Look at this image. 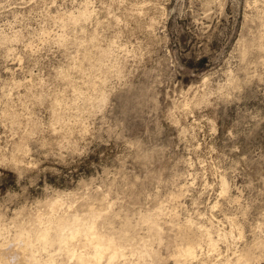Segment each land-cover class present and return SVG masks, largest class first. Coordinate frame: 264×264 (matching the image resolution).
Wrapping results in <instances>:
<instances>
[{"label": "rangeland", "instance_id": "obj_1", "mask_svg": "<svg viewBox=\"0 0 264 264\" xmlns=\"http://www.w3.org/2000/svg\"><path fill=\"white\" fill-rule=\"evenodd\" d=\"M48 214L103 264H264V0H0L1 247Z\"/></svg>", "mask_w": 264, "mask_h": 264}, {"label": "bare ground", "instance_id": "obj_2", "mask_svg": "<svg viewBox=\"0 0 264 264\" xmlns=\"http://www.w3.org/2000/svg\"><path fill=\"white\" fill-rule=\"evenodd\" d=\"M55 200L56 201H54L52 204L53 207L51 206L52 208L59 204L62 205V203L60 202L61 200ZM57 208L55 209V211L57 210ZM62 215H49L50 217H47L46 219L40 217V222L37 220L39 224L37 223L38 225L36 224L37 226L33 227V229L27 228V226L25 227L27 230L30 229V232L29 230H26L27 232H29L28 234H25V232L23 231L24 228L22 230L20 229L21 231L19 230V237L21 238V240L17 243L15 242L13 246H10L9 250L6 249L8 251L3 249V247H1L0 245V264H15L10 258H14L15 260L17 259V264H44L43 261L45 260L42 261L43 257L40 255L39 257H42V259H40L38 257V254L36 255L33 253L34 247H38V249L48 252L49 257L47 262L49 261V264H66V262H64L63 260H58L56 258V253H54L55 251H58L59 254H63L64 256H66L68 258V261L70 260L76 262V264H103V259L106 256L107 258L109 256V262L119 256L120 251L115 247L114 241H112L113 238L108 241L106 240V238L108 237H104L105 239H103V236L101 237V235L97 233L94 217L83 218L77 215H71L70 217ZM155 217L157 218L156 215L153 216V213L152 215L150 214L148 215V217H146L152 227H154L157 222ZM208 233H210L209 230ZM26 235L28 236L26 237ZM209 242L210 246L216 244V242L213 243L212 238ZM198 254L199 253H197V246L195 245V243H189L187 246L180 247L176 253L177 257L184 256L185 258L189 259L196 258ZM185 261H187V259ZM234 261L227 262V264H233ZM243 262L245 261L243 260Z\"/></svg>", "mask_w": 264, "mask_h": 264}]
</instances>
